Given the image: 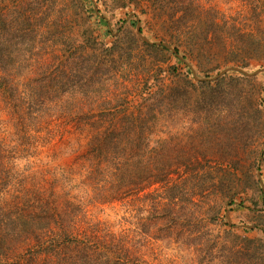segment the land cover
<instances>
[{
	"label": "trees",
	"instance_id": "obj_1",
	"mask_svg": "<svg viewBox=\"0 0 264 264\" xmlns=\"http://www.w3.org/2000/svg\"><path fill=\"white\" fill-rule=\"evenodd\" d=\"M102 7L125 12L117 29ZM227 67L264 68V0H0L17 134L0 141V264H161L138 249L150 240L196 264H264V95L238 71L212 80ZM40 134L82 147L78 181L75 165H21ZM116 203L137 237L87 219ZM235 204L250 222L227 221Z\"/></svg>",
	"mask_w": 264,
	"mask_h": 264
},
{
	"label": "rangeland",
	"instance_id": "obj_2",
	"mask_svg": "<svg viewBox=\"0 0 264 264\" xmlns=\"http://www.w3.org/2000/svg\"><path fill=\"white\" fill-rule=\"evenodd\" d=\"M88 4V8L93 11V3L86 2ZM103 10L102 15H105L108 21L110 22L111 26L109 28H113L114 30L117 29L116 22L119 19L125 18V12L124 11H117L115 13H106L104 12L103 7L101 8ZM101 31L108 34V27L105 25H101L99 27ZM37 66L33 65L28 70L27 73L23 74L20 77H16L19 84L23 83L28 79V76H33L34 72L36 71ZM222 71V70H221ZM252 71V72H251ZM249 73H255L257 74L253 75L257 82L259 83V91L262 95H264V68H259L256 70H251ZM235 74L234 72H229L228 75ZM210 77L214 78L216 75H218V71H212L210 72ZM25 77H27L25 79ZM17 83V82H16ZM16 129L14 128V120L10 113V108L6 104L4 97H2V94L0 93V141H4L7 144H14L16 137ZM38 144L31 156L25 157L24 161L21 163V165H29L32 170L40 171L43 169H58L60 171L62 170H70L71 167L75 165V162L77 159H79L78 154L83 152L82 147H79L77 145H74V147H66L64 144L61 145L59 142V138H53L50 141H47L45 139L44 135L40 134L38 139ZM264 141V139H263ZM79 170L78 165H75V168L71 170L73 173V177L76 181H78V178L80 175H76L75 173ZM260 179L262 180V183L264 185V161L261 165V170L259 172ZM257 187V186H254ZM249 199H258V194L256 191L249 192ZM247 207H253L252 202L250 200L246 201ZM87 207V205H86ZM88 207H90V213L87 215V219L90 221L100 220L101 223L107 227L109 230L112 229L114 231H121L125 230L130 234L129 236L137 237L133 230L134 225L126 222L123 217H129V215L126 214L125 207L123 205H120L119 203L116 204H109L105 206H98V205H90L88 204ZM253 214L252 211H250L246 207H241L238 204H235L230 207V210L227 212V221L231 223H235L237 225H244L245 223H248L252 220ZM127 219V218H126ZM254 235H258L257 232L253 233ZM149 240V238H148ZM141 250V253L146 254L148 257L154 260L156 258V263L161 264H196L193 257V251L189 248H183L181 246L176 245H169L166 242H155L153 240H150L148 244L144 247L141 245L139 248Z\"/></svg>",
	"mask_w": 264,
	"mask_h": 264
},
{
	"label": "water",
	"instance_id": "obj_3",
	"mask_svg": "<svg viewBox=\"0 0 264 264\" xmlns=\"http://www.w3.org/2000/svg\"><path fill=\"white\" fill-rule=\"evenodd\" d=\"M137 34L144 41L151 43V41H149L148 38L145 35L140 33V24H138V26H137ZM157 45H161V43L157 42ZM164 45L167 46L168 48L172 49L169 45H167V44H164ZM230 71H238V72H241V73H243L245 75H248V76H253V75L259 73V71L255 72V73H248L245 70H243L241 68H238V67H227V68L223 69L222 71H220L218 73V75H216L214 78H212V80H216V79L224 76L225 74L229 73Z\"/></svg>",
	"mask_w": 264,
	"mask_h": 264
}]
</instances>
